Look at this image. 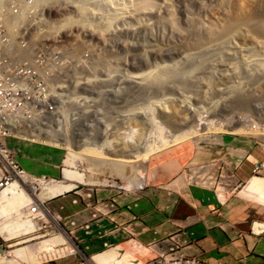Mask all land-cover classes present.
Here are the masks:
<instances>
[{"label": "rangeland", "instance_id": "rangeland-1", "mask_svg": "<svg viewBox=\"0 0 264 264\" xmlns=\"http://www.w3.org/2000/svg\"><path fill=\"white\" fill-rule=\"evenodd\" d=\"M52 13L66 20L59 23L61 19ZM74 15L71 23H77L71 24L70 17ZM11 21L12 27L6 24ZM12 30L14 49H25L31 43L36 44L33 38L41 36L44 40L46 35H51L45 32H53V37L57 38L53 43L62 48L69 61L78 65L82 80L91 79L82 82L79 77L77 84L84 87L95 77L94 87H100L95 91L98 94L108 91V95L105 93L98 98H103L104 104L115 112L114 117H109L113 123L103 127L108 131L109 140L113 135L112 140L121 134L125 139L130 135L141 146L140 156L144 148L167 141L161 153L143 160L139 157L137 166L144 172L149 164L171 149L179 148L192 154L195 147H201V151L207 143L227 140L235 141L238 146L250 145L260 159L264 157V139L222 130L208 131L194 140L184 139L171 146L182 129H195L200 125L217 128L240 122L242 127L264 134V0H0V31L12 34ZM32 36L35 37L30 38V43L28 37ZM65 86L71 85L66 83ZM72 89L74 87L64 93L66 103H69L67 97H73L69 94ZM71 98L69 101L75 103L73 107L65 105L66 128L73 123L70 112L81 103L79 98L74 97V101ZM63 133L70 135L69 130ZM87 133L86 138L82 136L84 140ZM98 136H102L101 132ZM4 140L9 157L26 174L75 187L41 205L55 218L71 246L66 243L52 245L49 249L52 251L40 253L39 264H94L93 254L80 247L83 240L94 236L79 235L77 230L80 225L81 231H89V189L100 184L129 187L130 180L137 179L140 171L134 163H124L123 176L109 164L98 167L87 161L86 153L73 156L74 153L62 144L45 146L13 138ZM76 141L78 134L71 133L70 145ZM106 147L105 151H110V146ZM124 150L126 152L127 148ZM3 165L6 168L5 162ZM70 166L82 173L83 182L63 177L61 172ZM1 171L4 168L0 163ZM33 185L37 189L42 187L37 181ZM80 188L82 213L74 220L73 206L78 204L72 203L73 191ZM125 189L130 193L134 190ZM64 197L67 202H62ZM3 201L0 200V207L7 209L6 219L13 224L19 223L13 200ZM19 212L26 215L24 209ZM26 218L34 223L41 237L18 243L0 238V257H5L6 261L13 260V249L49 239L57 232L41 213L33 217L26 215ZM114 246L107 243L102 249L106 251Z\"/></svg>", "mask_w": 264, "mask_h": 264}, {"label": "crops", "instance_id": "crops-1", "mask_svg": "<svg viewBox=\"0 0 264 264\" xmlns=\"http://www.w3.org/2000/svg\"><path fill=\"white\" fill-rule=\"evenodd\" d=\"M238 145L212 142L192 154L171 149L149 164L133 193L112 185L89 189V231L77 230L94 237L80 247L94 264H155L178 256L264 264V157ZM81 189L73 191L74 220L82 213ZM107 243L115 247L101 252Z\"/></svg>", "mask_w": 264, "mask_h": 264}, {"label": "bare ground", "instance_id": "bare-ground-1", "mask_svg": "<svg viewBox=\"0 0 264 264\" xmlns=\"http://www.w3.org/2000/svg\"><path fill=\"white\" fill-rule=\"evenodd\" d=\"M79 19H80V17H79ZM50 27H51V25H50ZM40 28H42V27L40 26ZM43 28H45V26ZM44 30H46V28ZM49 32H45V33L50 34ZM39 33L41 35L42 32H39ZM42 34H44V33H42ZM12 37H13V34H12ZM58 38H59V36H58ZM33 40H35V39L33 38ZM57 48H59V47H57ZM31 49L34 50V59L37 61L38 64H40V56L44 53V51H45L44 48L39 47L36 44H32ZM59 49L61 51V54L64 55L62 52V48H59ZM22 56L24 58H26L28 62L33 64L32 53H27V54L24 53ZM47 56L55 58L57 62L54 65L56 67L54 74L47 72L46 89L48 90V93L53 94L56 97H58L55 108L62 111L63 117L59 118L56 125L54 127H52V128H54L55 133H52L50 135V138H49V133H48V139H43L41 142L42 143H49V145H51V146L55 145V143L56 144H62V146L66 150L74 153L73 156H75V154H77V156L78 155L81 156V155H83V153H86L84 155V157L87 161L93 163L94 165H96L98 167L101 166L102 164H109L113 167L114 170L117 171V173H119L121 175L123 174V168L125 167L124 163H134L135 168H137L140 171V174H139V172L136 171V173H138L139 176L137 175V179H135V180H132V179L130 180V182H129L130 186L129 187L131 189L132 188H134V189L140 188L143 185L142 181H143L145 172H144L143 168L137 166V162L139 161V157H142L141 159L143 160V158H146V156H150V155H153L155 153L162 151V149L165 147L167 141L165 143H162L161 145L160 144L157 146L153 145V146H151V148H148V149H145L144 146L142 145L144 148L143 150H145V151H143L144 154H142V156H140L139 150H141V146H140L138 141H136L130 135L127 136L125 139L123 134H121V136H119V138H116V139H118L119 144H120V140H122V147L116 148L114 145L115 139L112 140V138H114V135L112 137L110 134V136L112 137L111 138L112 141L109 140L108 136H107L108 131L105 128V129H101L102 131H104L103 133H101L102 136H106V138H104L102 140V142L106 146L107 145L110 146V151H107V150L105 151L104 147H102V146H91V145H89L88 142H90L91 139L88 138L89 139V141H88L87 139L84 140L82 138V136L86 138L85 132L79 133L77 143L74 145H70V142H72V140L69 142L68 138H66L65 136H60L59 132H57L58 129L61 128L62 122L66 126V123H64V118H65L64 116L66 115L65 114V109H66L65 105L67 104L69 106H72L75 103V102L71 103L69 101L70 100L69 98H71V97L66 98V100L68 99L69 103L65 102V97H66V95H64L65 91L69 90L70 87H74V89L70 90L69 94L73 95V97H72L73 100L71 98L72 101H74L75 98L80 99V100L78 99V101L81 102L78 105V107H82L83 105L88 104V101H90L91 96H92V98H94V100H92V98H91V101H96L98 99V97L104 96L103 94L107 93V95H108V91H102L100 94H98L95 91L96 89L97 90L100 89V87H98V85H99L98 83H97L98 88L94 87L95 84L92 81H94L95 77H92L93 80L90 81L89 83L85 82L87 84L86 86L84 85V87H81L79 84H77V79L79 77L81 78V80L84 78L80 76L77 64L73 63L72 61L67 62L65 55H64L65 57L51 55V52L48 49H47ZM58 60H60L59 63H58ZM80 66L81 65H79V67ZM83 71H85V70H83ZM81 72H82V70H81ZM40 76H41V74L39 75L38 78H40ZM85 80H91V79H85ZM85 80H82V82ZM111 82H112V78H110V83ZM66 83L70 84L71 86H65ZM89 84H91V86H89ZM72 85H75V86H72ZM67 87H69V88L67 89ZM41 89H43L45 91V87H42ZM93 93H94V95H93ZM84 99H87V100H84ZM105 100H106V98H105ZM54 112H55V110L53 108H50L47 106H46L45 110L43 111V113H46L49 115L54 113ZM76 114H79V113L77 112ZM44 121L46 122L47 118L44 119ZM238 123H240V122H238ZM238 123L236 125H232V126H229V125L228 126H226V125L220 126L219 125L217 128L208 127L209 125L208 126L200 125V127L197 126V128H195V129H191V128L182 129L181 130L182 133L181 132L178 133V134H180V136H178L176 139H173V141H172L173 143H171L170 141L169 142L171 143V146H173V144H177L179 141L182 142L184 139L194 140L193 138H195V137L198 138V137L206 134L208 131H210V132L211 131H217L218 132V130L219 131L222 130L226 133H232V134H238V135L239 134L240 135H247V136H252V137L254 136L255 138L264 139L262 137L264 135V134H262V132L258 133L257 130L248 129V128L246 129V128H244L245 126L242 127ZM55 127L56 128L58 127V129L56 130ZM215 127H216V125H215ZM110 130L111 129H109V131ZM261 131H263V130L261 129ZM121 133H123V132H121ZM63 134L69 136V134H67V133H63ZM81 138H82V140H81ZM50 142H52V143H50ZM89 146H91V147H89ZM134 146L136 148H134ZM125 147L127 148L126 152L124 150ZM88 153H90V156L89 155L86 156ZM0 155H2V157L0 156V159H2V161L4 162L3 156H5V155H3L1 153H0ZM3 162H2V164H3ZM6 168H7V165H6ZM6 168L4 167V169H6ZM81 174H79V172H77L73 168V166H70V168H65L62 172V175H64L65 179H69L71 181H77V182H83V177ZM12 175H13V179L10 182H7L5 184V186L2 189H0V200H4L3 202H6V203H10L11 200H13V204H15L14 205L15 212H16L15 214H18L20 221L17 224H15V223L13 224L12 222L8 221V219H6L8 216V213L6 211L7 209L4 210L3 209L4 206L0 207V238L6 242H11V241L15 240L18 243V242H26L28 240L37 239V238L41 237L37 234V229L35 228L34 223L30 219H27L26 215H24V213H23V215H21L19 212L20 210H22L24 208L25 205H27L29 203H36L38 205V207L40 208L39 214L41 213L45 217V219L49 220L51 222V225L54 226V228L57 230V232L55 234H53L54 236L49 238V239L40 240L38 242L30 243V244H27L25 246L13 249L11 251V254L14 256L13 260L6 261L5 257L4 258L0 257V261H3L1 264H39L41 261L39 259L40 253L43 254L42 252H48V250L50 249V247L52 245H54L56 243H66L67 245L71 246V244H70L71 241L69 242L65 238V236H67V235L65 234V236H64V233H62L61 229L57 225L55 218L48 215L46 210L44 208H42L41 205L44 201L51 199L53 197H56V195L63 193V191L66 192L68 190H71L74 187V184H65L64 185L63 183L60 184V182L45 181L42 179L33 178L32 176H28V175L16 176V175H14L13 172H12ZM123 176H124V174H123ZM36 181L40 182L42 184L41 188L37 189L33 185ZM128 181H129V179H128ZM22 236L24 237L23 239H22ZM49 251H52V250H49ZM100 260L104 262L107 259L106 258H100Z\"/></svg>", "mask_w": 264, "mask_h": 264}, {"label": "built area", "instance_id": "built-area-1", "mask_svg": "<svg viewBox=\"0 0 264 264\" xmlns=\"http://www.w3.org/2000/svg\"><path fill=\"white\" fill-rule=\"evenodd\" d=\"M52 15L56 16L57 14L52 13ZM56 17L61 19L59 23L66 20L61 15ZM75 17L76 15L70 17V20ZM6 24L12 27V21ZM12 34L14 36V30H12ZM12 34L0 31V153L5 155L3 158L7 165V169L0 172V188L12 180V172L16 176L24 175L17 163L9 157L3 143L4 139L13 138L18 141L51 146L49 143H42L41 141L48 139V133L49 138L52 133H55L52 127L56 125L59 118L63 117L62 111L55 108L58 97L48 93L46 89L47 72L54 74L56 69L54 65L57 62L55 58L47 56V49L53 56L65 57L56 44L53 43V40L56 39L53 37V33L50 32L51 35H46L44 40L37 37L33 41L45 50L40 56V64L34 59V50L31 49L30 38L34 36L28 37L31 44L27 45L25 49H14ZM49 39H51L50 42ZM24 53H32L33 64L22 56ZM66 61H69L67 57ZM59 62L60 60H58ZM40 74L41 76L38 78ZM42 87H45V91L41 89ZM46 106L53 108L55 112L50 115L43 113ZM77 112L79 114H76ZM70 113L73 115V123L71 122L66 128L62 122L60 130L57 131L60 136H64L63 130H69L73 133L87 130L94 139L98 136V133L104 132L101 130L103 127L113 123L109 117H114L115 114L112 108L108 107V104H104L102 98L89 102V104L82 107L74 108ZM46 118L47 121L45 122L44 119ZM121 124L120 126L124 125ZM102 137L106 138V136ZM0 156L2 157V155ZM0 163L3 166L2 160H0ZM36 210L37 207L33 206L30 208V213L36 214ZM183 264L199 263L188 260L184 261Z\"/></svg>", "mask_w": 264, "mask_h": 264}, {"label": "clouds", "instance_id": "clouds-1", "mask_svg": "<svg viewBox=\"0 0 264 264\" xmlns=\"http://www.w3.org/2000/svg\"><path fill=\"white\" fill-rule=\"evenodd\" d=\"M75 19V18H74ZM73 19V20H74ZM76 20H77V18H76ZM72 22V20H70V23ZM75 23H77V22H74V23H71V24H75ZM70 24V25H71ZM112 111H114L113 109H112ZM81 132H85V133H87V139L88 138H91V136H90V133H89V131H87V130H81V131H79L77 134H78V137H79V133H81ZM71 133H73V132H70V135H71ZM70 135L69 136H67V135H64L66 138H68L69 139V137H70ZM85 135V134H84ZM99 139H101V140H103L104 138L102 137V136H97V137H95V139L94 138H92L91 140H90V142H88V144L89 145H91V146H102V147H104L105 149L107 148L106 147V145L103 143V142H101V140L99 141ZM5 141V140H4ZM25 142V141H24ZM115 143V147L116 148H120V147H122V143H121V140H120V144H119V141H118V139H115V141H114ZM76 143H77V141H76ZM33 144H38V143H33ZM40 145H43V144H40ZM56 145H59V144H56ZM45 146H48V145H45ZM14 160V159H13ZM15 161V160H14ZM16 162V161H15ZM17 165H18V163H17ZM19 166V165H18ZM19 168L24 172V175L23 176H26V175H28V176H30L29 174H26V172L19 166ZM106 170V169H105ZM111 173V172H110ZM61 174H62V172H61ZM34 178V177H33ZM44 178V177H43ZM43 178H40V179H42V180H44ZM12 179H13V177H12ZM48 180H50V181H53L52 179H48ZM48 180H45V181H48ZM5 185H2V187L0 188V189H2L3 187H4ZM73 188H75V187H73ZM72 188V189H73ZM119 188H122V189H124V190H126L125 188H128L127 186L125 187V188H123V187H119ZM71 189V190H72ZM129 189V188H128ZM70 190H68V191H66L65 193H67V192H69ZM127 191V190H126ZM132 191H135V190H132ZM62 195V194H61ZM60 195V196H61ZM57 197V196H56ZM33 206H36L37 207V210H36V214H31L30 213V208L31 207H33ZM42 208H43V206H41ZM24 211L26 212V215L27 216H31V217H33V216H37V215H39V207H38V205L36 204V203H29V204H27V205H25L24 206ZM111 244V243H110ZM112 245V244H111ZM115 247V246H114ZM102 248V247H101ZM109 250V249H108ZM102 251H103V249H102ZM98 254V253H97ZM92 257V256H91ZM90 257V258H91ZM188 260H191V261H195V262H197V263H199V264H203V263H201L200 261H198V260H196V259H192V258H183V257H181V256H178V258L176 259V260H168V261H164V260H162V261H158L157 263H155V264H171V263H178L179 264V262H181V261H188ZM80 264H85V263H80Z\"/></svg>", "mask_w": 264, "mask_h": 264}]
</instances>
